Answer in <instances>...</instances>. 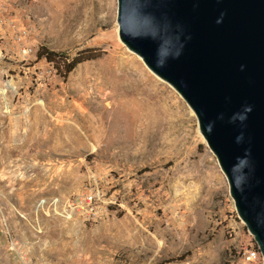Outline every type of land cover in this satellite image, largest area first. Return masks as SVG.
Returning a JSON list of instances; mask_svg holds the SVG:
<instances>
[{"label":"rangeland","instance_id":"1","mask_svg":"<svg viewBox=\"0 0 264 264\" xmlns=\"http://www.w3.org/2000/svg\"><path fill=\"white\" fill-rule=\"evenodd\" d=\"M118 6L0 0V264H230L254 239L196 114L121 41ZM42 47L103 55L64 76ZM87 191L96 220L69 205Z\"/></svg>","mask_w":264,"mask_h":264},{"label":"water","instance_id":"2","mask_svg":"<svg viewBox=\"0 0 264 264\" xmlns=\"http://www.w3.org/2000/svg\"><path fill=\"white\" fill-rule=\"evenodd\" d=\"M121 41L196 114L264 255V0H118Z\"/></svg>","mask_w":264,"mask_h":264},{"label":"built area","instance_id":"3","mask_svg":"<svg viewBox=\"0 0 264 264\" xmlns=\"http://www.w3.org/2000/svg\"><path fill=\"white\" fill-rule=\"evenodd\" d=\"M100 197V194H97V192L87 191L69 205L75 208L76 211L84 212L88 214L90 218L96 220L100 218ZM230 264H264V255L255 239L247 246L241 247L237 253L233 255Z\"/></svg>","mask_w":264,"mask_h":264},{"label":"trees","instance_id":"4","mask_svg":"<svg viewBox=\"0 0 264 264\" xmlns=\"http://www.w3.org/2000/svg\"><path fill=\"white\" fill-rule=\"evenodd\" d=\"M103 55L102 52L95 53L94 51H88L79 54L74 58H69L64 54L56 53L54 51H49L45 47H42L39 51V57L46 58L49 62H55L57 68L61 70L64 76L70 74L79 64L96 59Z\"/></svg>","mask_w":264,"mask_h":264},{"label":"bare ground","instance_id":"5","mask_svg":"<svg viewBox=\"0 0 264 264\" xmlns=\"http://www.w3.org/2000/svg\"><path fill=\"white\" fill-rule=\"evenodd\" d=\"M144 93H146V92H144ZM139 94L140 95H142V92H139ZM191 119V118H190ZM9 153H11V154H13L12 152H9ZM25 153V152H24ZM28 153V152H27ZM10 154H8V156H9ZM30 155V154H29ZM25 156V155H24ZM6 157V156H5ZM9 157H12V156H9ZM25 159H27V158H25ZM18 179V178H17Z\"/></svg>","mask_w":264,"mask_h":264}]
</instances>
